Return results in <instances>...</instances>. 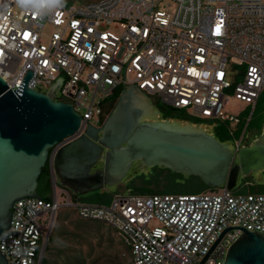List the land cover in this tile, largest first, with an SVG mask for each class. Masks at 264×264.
Wrapping results in <instances>:
<instances>
[{"label": "built area", "instance_id": "1", "mask_svg": "<svg viewBox=\"0 0 264 264\" xmlns=\"http://www.w3.org/2000/svg\"><path fill=\"white\" fill-rule=\"evenodd\" d=\"M170 1L175 8L168 0H101L26 14L14 0H0V76L21 91L31 71L30 88L78 114L75 105L93 92L86 116L79 114L82 130L94 106L132 87L208 122L201 124L208 129L227 122L236 127L239 119L225 110L229 100L255 108L264 92V0ZM232 65L243 70L231 81ZM212 189L116 194L97 204L73 203L63 189L67 201L61 203L55 188L50 201L15 203L0 251L8 264H43L58 211L72 208L80 219L114 229L129 264H222L244 230L264 237V194Z\"/></svg>", "mask_w": 264, "mask_h": 264}, {"label": "water", "instance_id": "2", "mask_svg": "<svg viewBox=\"0 0 264 264\" xmlns=\"http://www.w3.org/2000/svg\"><path fill=\"white\" fill-rule=\"evenodd\" d=\"M32 77L29 71L21 91H13L0 76V236L10 227L16 202L42 199L39 178L48 163L53 182L78 195L121 184L136 165L231 191L242 177L264 171V145L238 148L235 142L221 143L201 124L164 119L135 87L121 94L101 127L87 124L82 130L74 107L30 88ZM138 97L152 122L135 106ZM0 264H8L1 251ZM222 264H264L263 233L244 230Z\"/></svg>", "mask_w": 264, "mask_h": 264}, {"label": "rangeland", "instance_id": "3", "mask_svg": "<svg viewBox=\"0 0 264 264\" xmlns=\"http://www.w3.org/2000/svg\"><path fill=\"white\" fill-rule=\"evenodd\" d=\"M101 0H64V5H87L90 3L99 2ZM168 3L172 4L173 8L175 5L168 0ZM19 8L17 7V10ZM52 30L47 27L43 34V42L48 44L49 36L51 35ZM118 32V31H116ZM243 68L237 67L235 65L230 66V73L232 77L230 80H233V77L239 76ZM118 94H116L117 96ZM101 96L97 97L96 102L101 100ZM114 96L107 99L103 105L94 106L93 107V117L89 121V124L100 127L105 119L108 117V110L106 108H111L112 105L107 104L109 101H114ZM93 99V92H91L86 99L81 101V105H75L79 114L86 116ZM153 104L160 108L164 115H170L172 117H178L180 119H185L190 122H203L194 117L193 114H190L186 111H178L173 113L170 109L166 108L161 104L158 98H151ZM109 105V106H108ZM101 109L102 113L97 114L96 110ZM225 110L231 116H234L239 119L240 125L237 127H233L231 124V129H229V123H220L217 127V131L219 133H225V129H229V131L234 133L233 139L236 142H239L248 135V132L251 130L256 131L255 129L264 126V92L262 94L261 100L255 109L253 106H247L241 101H237L236 99H230L229 102L225 106ZM252 119V123L249 126V122ZM152 122L153 119H147ZM209 133L214 135V130L209 129ZM230 145V143H226ZM246 182L254 183V186H245ZM58 191L59 201L61 203L67 201V194L65 192H61V189L68 191L71 194V200L73 203H99L100 198H102V194L110 195L111 197L116 194H131V195H156V194H165L168 189L173 190L172 194H183L182 190H189L186 194H199V193H210L216 190L207 189L200 184V181L197 178L185 177V176H177L171 174L167 169L161 167H153L146 168L140 165H136L131 172L130 176L123 181L121 184L113 187L107 188L105 190H100L96 192H90L83 195H77V197L73 196L75 193L71 192L69 189L65 188L61 184L54 183L51 175V183L50 185H43L42 195L44 197H48L49 199H53L54 189ZM260 188L264 190V183H256L252 178H246L240 180L239 185L233 191L236 194H254V189ZM76 211L72 208H61L56 217V222L54 227L64 228L68 234L62 237V243H64L71 250H76L79 254L85 257V264H128V260L123 255L125 253V247L118 236L117 232L111 227L96 221H90V228H80L76 229V223L79 221ZM68 216H70L69 219ZM61 217V220L59 219ZM45 216L41 218L42 223H46L44 221ZM82 234V238L76 237L74 234ZM57 255L52 256V260H57Z\"/></svg>", "mask_w": 264, "mask_h": 264}, {"label": "trees", "instance_id": "4", "mask_svg": "<svg viewBox=\"0 0 264 264\" xmlns=\"http://www.w3.org/2000/svg\"><path fill=\"white\" fill-rule=\"evenodd\" d=\"M114 97L115 98H114L113 102L109 101L107 103L109 105H112L111 108L106 106V108L109 109L108 112H107L108 116L112 112V110L114 109L118 99L120 98V93L117 96L115 95ZM261 97H262V95L260 96V98H259V100L257 102V105L255 106V109L257 108V106H258V104H259V102L261 100ZM157 109L162 113V116H163L164 119H169V120L177 119V120L187 121L185 119H180L178 117H172L170 115H164L160 108L157 107ZM171 111L173 113L178 112V111H174V110H171ZM106 119H107V117H105L103 123L105 122ZM188 122H190V121H188ZM103 123H102V125H103ZM192 123L193 124H203V122H192ZM227 123H229V125H228L229 129H231V123L230 122H227ZM251 123H252V119L249 122V126L251 125ZM239 125H240V122L237 125V127ZM217 127L218 126H216L214 128V136L221 143L236 142V140H234L233 137H232V136H234V133L232 131L230 132L229 129L224 128L225 129V133L223 132V135H222V133H219V131L216 130ZM261 129H262V127H259V128L255 129V130L259 131ZM251 131H254V130H251ZM169 172H171V171H169ZM171 174L179 176L178 174H175V173H172V172H171ZM180 176H182V175H180ZM191 178H195V177H191ZM197 179L200 181V184L203 187H205L207 189H212V188L207 187L199 178H197ZM50 183H51V167H50V165L48 163L46 165V167L44 168L42 175L39 178V187H38V193L40 194L42 199L45 200V201H50L51 199H49L48 197H44L42 195L41 187L43 185H48L49 186ZM254 191H255L254 194H264V190L260 189V188H256V189H254ZM171 192H173V190L168 189L167 193H165V194H172ZM181 192L183 194H186V192H189V190H182ZM249 194H253V193H249ZM77 195L78 194H74L73 196L77 197ZM113 197L114 196L111 197L110 195H107L106 193L102 194V198H100V202L99 203L96 202V203L97 204H109L112 201ZM74 214H76V213H74ZM69 218H70V216H68V218H66V219H69ZM59 219L61 220V217H59ZM78 220L79 221L76 223V227H77L76 229H80L82 227L90 228V226H89L90 221L82 220L79 217H78ZM67 234H68V232L64 228H59V227H57V228L54 227L53 228V231H52L51 236H50L49 244L47 246L46 255H45V258L43 260V264H85L86 260H85V257L83 255L79 254L76 250H71L64 243H62V237L64 235H67ZM74 235L76 237L82 238V234L75 233ZM53 255H57L56 256L57 260L61 259V261H55L54 262L52 260V256ZM126 260H128V259L126 258ZM121 264H124V263H121ZM128 264H129V262H128Z\"/></svg>", "mask_w": 264, "mask_h": 264}, {"label": "clouds", "instance_id": "5", "mask_svg": "<svg viewBox=\"0 0 264 264\" xmlns=\"http://www.w3.org/2000/svg\"><path fill=\"white\" fill-rule=\"evenodd\" d=\"M16 7L24 13L45 14L44 9L58 11L64 5V0H14Z\"/></svg>", "mask_w": 264, "mask_h": 264}, {"label": "flooded vegetation", "instance_id": "6", "mask_svg": "<svg viewBox=\"0 0 264 264\" xmlns=\"http://www.w3.org/2000/svg\"><path fill=\"white\" fill-rule=\"evenodd\" d=\"M150 102L153 104L151 99H150ZM155 108L157 109L156 106H155ZM161 115H162V113H161ZM227 143H231V142H227ZM255 144L264 145V126L259 131H249L248 135H246L245 138L242 140L241 147H250V146H253ZM246 178H252L254 180V182L259 183V184L264 183V171H259L256 173H250L249 175L242 177L240 180H243ZM240 180H239V182H240ZM239 182H238V185H239ZM244 185L248 186V187L249 186L252 187L255 184L251 183V182H246Z\"/></svg>", "mask_w": 264, "mask_h": 264}, {"label": "bare ground", "instance_id": "7", "mask_svg": "<svg viewBox=\"0 0 264 264\" xmlns=\"http://www.w3.org/2000/svg\"><path fill=\"white\" fill-rule=\"evenodd\" d=\"M135 106L138 108H141L143 113L146 115L145 119H151V117L148 115L149 111L145 108V102H144L143 98H141V97L136 98ZM168 124L169 125L175 124L177 127H180V128L181 127L185 128L187 126H190L189 123L176 122V121H170ZM193 127H195V126H193ZM201 129H203L205 132H209L208 127L201 126Z\"/></svg>", "mask_w": 264, "mask_h": 264}, {"label": "snow or ice", "instance_id": "8", "mask_svg": "<svg viewBox=\"0 0 264 264\" xmlns=\"http://www.w3.org/2000/svg\"><path fill=\"white\" fill-rule=\"evenodd\" d=\"M25 38H27V34H26V37Z\"/></svg>", "mask_w": 264, "mask_h": 264}]
</instances>
